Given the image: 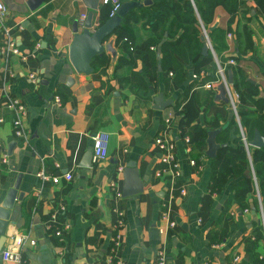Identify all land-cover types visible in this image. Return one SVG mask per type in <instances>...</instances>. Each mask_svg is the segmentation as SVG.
Masks as SVG:
<instances>
[{
    "label": "crops",
    "instance_id": "crops-1",
    "mask_svg": "<svg viewBox=\"0 0 264 264\" xmlns=\"http://www.w3.org/2000/svg\"><path fill=\"white\" fill-rule=\"evenodd\" d=\"M1 1L7 7L9 36L26 56L25 60L13 56L6 62L0 54V205L21 176L3 248L13 235L21 234L28 239L23 264H118L119 260L157 264L163 247L167 264L264 262L260 194L247 195L246 207L232 202V188L241 179L236 175L229 177L221 193L213 191V160L236 137L234 128L225 132L233 114L218 97L220 84L205 86L213 82L208 80L212 72L196 70L187 38L183 54L171 52L168 57V64H179L180 71L164 68L162 44L181 37L183 29L152 31L148 22L147 16L155 20L158 15L152 7L156 1L185 0H152L150 5L133 8L128 14L136 19L131 17L127 24L132 41L128 45L118 41L114 31L104 43L114 40L115 60L105 50L100 56H107L109 62L97 65L98 55L90 74L78 72L70 60L74 24L77 21L82 32L80 16L92 11L84 0H46L36 10L29 8V0ZM125 1L132 0H121ZM239 4L234 15L224 6L215 10L211 29L219 26L224 32L219 60L226 64L229 57L240 58L237 64L245 80L259 87L255 98H264V9L255 0H239ZM103 5L100 0L93 10L92 31L104 23L99 15ZM244 26L249 28L252 49L246 47L244 35L238 36ZM228 29L232 39H228ZM151 39L155 43L144 52ZM3 41L0 33V45ZM203 46L206 56L211 51L203 54ZM31 73L37 82L30 79ZM244 89L250 93V88ZM56 95L61 106L56 105ZM14 99L26 105L25 138L14 133ZM186 106L196 112L191 126L207 129V137H200L205 147L181 134V111ZM253 106L248 100L240 110ZM211 131L217 132L215 141L220 145L215 158L206 153ZM97 132L109 134L104 160L94 158ZM161 135L176 144L182 168L178 177L161 161L162 151L156 144ZM4 152L8 163L1 160ZM196 158L197 163L191 164ZM130 161L136 162L144 186L141 192L124 196V173ZM43 168L52 176L71 173L72 179L61 177L57 184L41 181L38 173ZM164 213L177 223L171 230ZM120 218L124 220L121 243L113 250L114 225ZM65 226L64 236H57L56 230ZM0 264H12L3 259L2 250Z\"/></svg>",
    "mask_w": 264,
    "mask_h": 264
},
{
    "label": "trees",
    "instance_id": "trees-1",
    "mask_svg": "<svg viewBox=\"0 0 264 264\" xmlns=\"http://www.w3.org/2000/svg\"><path fill=\"white\" fill-rule=\"evenodd\" d=\"M185 0L180 1H156L153 4V8L158 11V15L155 20L148 17V22L151 25L152 31H157L162 28L164 31L168 28L172 32L174 26L182 28L183 32L181 37L175 41H165L162 44V63L163 67L170 69L175 68L180 71V65L172 63L168 64V57L172 55L171 52H179L183 54L184 51V39H189L188 45L190 46L191 55L194 58L196 70L199 72L202 69L212 72V76L208 79L210 81L217 80V64L212 52L208 55H202V46L205 43L203 39L204 30H206L208 38L211 42L212 48L220 59L222 48L219 47L221 41L224 40V32L217 26L211 29L214 22V13L218 6H224L227 11L234 15L238 11L240 4L239 0ZM264 9V0H255ZM112 6L111 4H104L100 8L101 22H105L110 15ZM136 19L133 14H127L124 17L123 23L115 30L117 34V40H125L126 45L129 41H132L130 27L127 25L130 18ZM230 31V29L227 30ZM171 34V33H170ZM226 34V32H225ZM244 35L246 39V47L252 49L253 42L251 41L250 31L247 26H244L243 32L238 33V36ZM155 41H151L147 44V48H144V52H149V46L153 45ZM196 48V50H194ZM224 47L223 49H225ZM243 52V51H242ZM234 59L236 64L230 67L228 70H232L233 74V88L239 93L240 105H244L247 101L253 103V109L240 110V124L247 138L250 142L255 130H259L264 136V98H255L259 95V87L251 86L248 83L242 72L240 66L237 64L241 60L237 57H229ZM147 61V60H146ZM109 62L107 56H99L97 58V65H106ZM147 65V64H146ZM227 70V71H228ZM250 88V93L244 89ZM258 97V96H257ZM191 106H186L182 111V120L180 123L181 134L183 136L188 135L195 145L204 146V142L200 141V137H207V129L199 126H191L193 116L196 114ZM233 114V113H232ZM216 124L220 126L219 122ZM190 128V130H189ZM234 128L236 137L233 139L232 144L221 147L218 150L217 157L213 160V177L212 186L213 191L221 193L227 184L231 175L241 176V179L236 182L232 188L231 201L246 207L245 199L249 194L259 193L262 198L264 206V147L253 148L249 146L246 148L245 143L241 136V129L236 118L230 119L228 127L225 129ZM224 132V133H225ZM205 147V146H204ZM197 158L195 162L197 163ZM261 264H264L261 263Z\"/></svg>",
    "mask_w": 264,
    "mask_h": 264
},
{
    "label": "built area",
    "instance_id": "built-area-1",
    "mask_svg": "<svg viewBox=\"0 0 264 264\" xmlns=\"http://www.w3.org/2000/svg\"><path fill=\"white\" fill-rule=\"evenodd\" d=\"M193 4L194 1L192 0ZM102 4H111L112 9L110 12L109 17H114L122 2L121 0H101ZM195 5V4H194ZM7 12V7L0 0V33L4 35V41L3 44L0 45V54L4 58L6 62L10 61V58L13 56L20 57L22 60L26 59V56L21 52L19 46L17 45L16 41L11 39L9 36V30L5 24V16ZM87 15L82 14L80 16V22L81 24L85 23ZM204 34L207 36L208 43L211 48V52L213 53L216 64H217V80L213 82H208L205 84L207 88H212L214 83H219L224 85L226 90V97L228 99L227 107L229 110L233 113L234 117L236 118L237 122L239 123L240 129H241V136L245 143V146L247 149H249V142L247 141V138L244 134V131L240 124V96L239 93L233 88V84L229 83L228 79V69L236 64V61L234 59H229L226 64L220 62V60L216 57L215 52L212 48L211 42L208 38L206 30H204ZM228 39H232L233 35L232 33H228ZM30 79L34 82H37L38 79L35 74L31 73L29 75ZM194 77H198V75H194ZM55 102L57 106H61V98L59 95H56ZM11 106L16 111V118L13 120V127H14V133L15 136L25 138L26 132L24 129V123H23V117L26 114V105L19 99H14L11 102ZM3 119H0V122H2ZM188 142H190V139H186ZM156 144L162 151L161 161L164 165L169 166L175 173V175L178 177L182 173L181 164L177 158L176 155V144L173 140L168 138L165 135L158 136L156 138ZM2 147L0 143V148ZM108 149H109V134L105 132H97L93 136V154L94 158L97 160H104L108 156ZM1 160L3 163L9 162V155L7 152H4L1 156ZM191 164H195V160L190 161ZM56 167L59 168V164H56ZM161 173L159 172L158 175ZM61 177H64L66 180L72 179L71 173H65L62 176L59 175H50L48 174L47 170L43 168L38 173V178L41 181L51 180L53 183L57 184L61 181ZM182 193L185 194V190H182ZM53 218H56V215H53ZM164 218L169 219L167 213H164ZM168 228L172 229L174 228L177 223L174 220H168ZM263 223H264V216H263ZM124 227V220L120 218L117 223L114 225V230L116 231V234L113 237L114 241V249H117L121 243V232ZM65 228H58L55 232V234L59 237H63L65 233ZM161 232L166 233V229H162ZM27 237L21 234H15L11 237L10 241L7 243V245L2 249V257L5 261L12 263V264H23V250L25 243L27 241ZM31 245H36V240L30 241ZM167 250L166 248H161L157 254V264H167ZM239 258H236L235 261H238ZM118 264H124L122 260L118 261Z\"/></svg>",
    "mask_w": 264,
    "mask_h": 264
},
{
    "label": "water",
    "instance_id": "water-1",
    "mask_svg": "<svg viewBox=\"0 0 264 264\" xmlns=\"http://www.w3.org/2000/svg\"><path fill=\"white\" fill-rule=\"evenodd\" d=\"M46 0H29L28 6L31 10H36L39 8ZM87 7L92 9L89 12L87 19L84 23L82 32H79L78 22L74 24V37L70 45V60L74 65L75 69L80 73L90 74L94 71L92 65L93 60L99 55H102L105 50L112 53L113 61L117 56V51L113 48L114 40L111 39L108 43H104L105 39L109 37L122 23L123 17L128 14L135 7H142L144 5L152 4V0H132L125 1L121 4L117 14L106 20L102 25H100L96 31H92V19L94 16L93 10H97L99 7L100 0H84ZM203 39L205 40L203 46V54H208L211 51L210 45L207 40V36L204 34ZM229 83L233 84V74L231 70H228ZM220 91L218 97L223 100L226 104L228 99L226 97V90L224 85L220 84L218 87ZM163 99V95L160 94L156 98V102L160 105ZM171 102H166L170 104ZM158 108H163L162 106H157ZM216 131L209 132L208 135V150L207 155L211 158L216 157L217 150L220 145L215 141ZM250 146L261 148L264 147V136L259 130H255L253 139L249 142ZM124 177L126 180V186L123 190L124 196L135 195L143 190V182L139 177L138 169L136 167L135 161H130L125 169ZM20 178L18 181L11 186L8 190L7 196L0 205V250L3 249L5 244L6 230L10 223L12 209L14 208L15 202L18 198V192L20 187ZM21 199V196H19Z\"/></svg>",
    "mask_w": 264,
    "mask_h": 264
}]
</instances>
